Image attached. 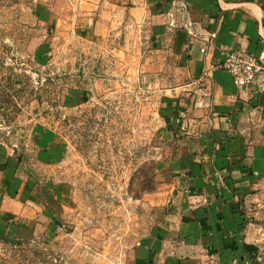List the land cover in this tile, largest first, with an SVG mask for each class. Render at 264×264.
<instances>
[{"label": "crops", "instance_id": "obj_1", "mask_svg": "<svg viewBox=\"0 0 264 264\" xmlns=\"http://www.w3.org/2000/svg\"><path fill=\"white\" fill-rule=\"evenodd\" d=\"M174 1L59 0L50 15L118 53L133 40L122 32L139 30L147 55L163 59L150 58V68L172 72L164 88L176 143L164 168L166 215L134 246L132 264H254L249 246L264 238V92L237 87L217 66L230 52L264 50V0H181L186 12L171 26ZM32 138L24 152L0 141V243L37 236L64 218L59 191L35 170L60 140L43 125Z\"/></svg>", "mask_w": 264, "mask_h": 264}, {"label": "rangeland", "instance_id": "obj_2", "mask_svg": "<svg viewBox=\"0 0 264 264\" xmlns=\"http://www.w3.org/2000/svg\"><path fill=\"white\" fill-rule=\"evenodd\" d=\"M54 1L0 0V141L24 152L36 126L58 135L52 153L29 159L59 191L64 218L2 241L0 264H132L134 246L166 215L172 72L150 68L163 59L147 55L139 30L122 32L133 40L121 53L83 41L68 18L50 15ZM249 247L264 264V238Z\"/></svg>", "mask_w": 264, "mask_h": 264}, {"label": "built area", "instance_id": "obj_3", "mask_svg": "<svg viewBox=\"0 0 264 264\" xmlns=\"http://www.w3.org/2000/svg\"><path fill=\"white\" fill-rule=\"evenodd\" d=\"M186 12V4L181 0L171 3L168 12L170 25L174 26L173 19L177 15ZM193 23L185 19L183 29L192 34ZM205 48L202 52H205ZM218 69L228 73L234 84L239 88H255L257 92H264V50L258 56L246 55L242 53H228Z\"/></svg>", "mask_w": 264, "mask_h": 264}]
</instances>
